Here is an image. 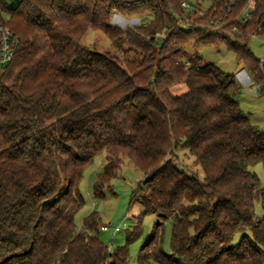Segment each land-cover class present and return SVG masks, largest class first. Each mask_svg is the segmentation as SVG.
<instances>
[{
  "label": "trees",
  "instance_id": "16d2710c",
  "mask_svg": "<svg viewBox=\"0 0 264 264\" xmlns=\"http://www.w3.org/2000/svg\"><path fill=\"white\" fill-rule=\"evenodd\" d=\"M181 3L0 0V20L19 37L0 73V264H129L140 224L114 254L100 239L97 211L75 224L85 203L80 180L101 152L106 164L94 195L103 196L127 159L145 175L134 200L143 215L160 216L139 264H264V186L249 169L264 165V129L235 98L236 75L200 55L193 63L187 52L191 43L225 42L264 95V63L248 45L253 34L264 39V0H254L246 22V0L228 14L225 0L206 9ZM116 13L147 20L121 28L112 23ZM90 28L124 36L139 58L86 46ZM178 83L186 90L174 92ZM183 148L202 178L176 164ZM169 219L170 253L162 247Z\"/></svg>",
  "mask_w": 264,
  "mask_h": 264
},
{
  "label": "rangeland",
  "instance_id": "374dc122",
  "mask_svg": "<svg viewBox=\"0 0 264 264\" xmlns=\"http://www.w3.org/2000/svg\"><path fill=\"white\" fill-rule=\"evenodd\" d=\"M195 6L201 4L203 9H206L211 0H189ZM9 6H14L18 0H5ZM2 17L8 20L9 16L2 12ZM114 16V15H113ZM131 18V17H130ZM128 18V20H130ZM140 23H144L147 17H138ZM113 23V17H112ZM114 24V23H113ZM116 25V24H115ZM121 28L137 27L139 24H130L128 21L121 25ZM233 38V37H232ZM159 39V38H158ZM81 42L86 46L96 49L97 51L109 50L119 56H127L131 58H139V54L130 49L126 38L123 36L119 39L109 38L103 31L98 29H88ZM249 47L254 55L261 59L264 57V43L258 36H251ZM189 59L195 63L196 55L203 57L204 62H212L219 66L223 71L236 75L238 82L241 85V91L236 95L243 111L250 117L251 121L259 128L264 129V95H260L256 88L257 85L251 81L241 83L237 77V73L243 69V65L236 60L235 53L228 48L227 44L219 41L213 44H189L187 45ZM201 63V62H200ZM243 79L246 80V74L243 73ZM185 84H175L172 86L174 92H182L186 90ZM176 164L188 173H193L199 177H203V168L200 164L195 163L194 155L187 148L177 151ZM106 164V153L97 154L84 170L83 176L79 183V188L85 201L83 207L75 215V224L77 228H81L84 218L90 213L97 211L100 215V226L108 225L110 229L102 230L99 227L100 239L115 252L120 246L126 243L127 237L140 224L141 234L129 244V264H139L138 256L142 245L148 240L153 226L160 219L157 214H144V208L141 203L134 200L141 193V187H144V173L135 167L133 163L124 160L122 167L117 171L109 183L103 189V196L96 197L94 195V184L97 181L98 175L103 171ZM249 169L254 171L260 180V187L264 186V165L263 163H255L249 166ZM257 215L263 214L261 202L255 203ZM142 219L139 222V218ZM171 219L165 221L164 231L162 235V247L164 251L170 253L171 249V234H172ZM116 226L120 229L114 231Z\"/></svg>",
  "mask_w": 264,
  "mask_h": 264
},
{
  "label": "built area",
  "instance_id": "2783aa9c",
  "mask_svg": "<svg viewBox=\"0 0 264 264\" xmlns=\"http://www.w3.org/2000/svg\"><path fill=\"white\" fill-rule=\"evenodd\" d=\"M226 1V11L227 14L232 10V8L240 2V0H225ZM247 4L246 7L244 8L242 15L240 16L241 22H246L251 15V10L253 9V5H254V0H246ZM182 6L184 7L185 10H190L192 8H194V6L190 3L189 0H182ZM117 18H122L125 19V23L128 21L131 25L133 24H141L140 20L138 17H131L130 20H128V18L119 15V14H114L113 16V23L118 25L119 22L117 21ZM214 25H222V21L220 19H214L211 21ZM233 29H236L235 27H233ZM255 36H257L256 34H253ZM252 35V36H253ZM164 34L162 33H157L156 34V38H163ZM262 40V42L264 43V39L260 38ZM19 45V37L18 35L7 25H5L4 22H2L0 20V73L3 72V70L11 63V61L13 60L16 50L18 48ZM261 62L264 63V57H262ZM242 71H245L247 73V71L243 68L240 72H238V78L240 80L241 83H246L247 81H244L241 77L240 74L242 73ZM249 80L251 79L249 74L247 73ZM102 230H108L110 229V227L108 225H102L101 226ZM120 229V226H116L114 228V231H117ZM108 250L111 254H114L113 250L108 247ZM110 264V263H107Z\"/></svg>",
  "mask_w": 264,
  "mask_h": 264
},
{
  "label": "bare ground",
  "instance_id": "6f19581e",
  "mask_svg": "<svg viewBox=\"0 0 264 264\" xmlns=\"http://www.w3.org/2000/svg\"><path fill=\"white\" fill-rule=\"evenodd\" d=\"M243 73L246 74V77H247L246 80H244L243 77H242ZM240 77H241L244 81H249V77H248V75H247V73H246L245 71H242V73L240 74Z\"/></svg>",
  "mask_w": 264,
  "mask_h": 264
},
{
  "label": "water",
  "instance_id": "95a60500",
  "mask_svg": "<svg viewBox=\"0 0 264 264\" xmlns=\"http://www.w3.org/2000/svg\"><path fill=\"white\" fill-rule=\"evenodd\" d=\"M237 77H238V74H237Z\"/></svg>",
  "mask_w": 264,
  "mask_h": 264
}]
</instances>
